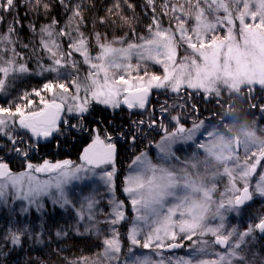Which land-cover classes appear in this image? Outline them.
<instances>
[{
  "label": "snow or ice",
  "instance_id": "1",
  "mask_svg": "<svg viewBox=\"0 0 264 264\" xmlns=\"http://www.w3.org/2000/svg\"><path fill=\"white\" fill-rule=\"evenodd\" d=\"M142 4L145 15L151 16L146 29L149 36L135 30L137 5L133 0H117L108 15L120 13L121 19L131 21L129 31L134 39L126 34L109 41L106 35L94 32L98 52L93 56L82 31L86 21L81 0H0V24L7 25L6 33L0 34V45L4 46L0 49V95H6L19 76L33 74L27 64L15 59L14 37L23 27L21 7L36 15L43 11L50 17L39 27L30 22L28 28L39 36V46L50 60L48 64L38 60L34 74L57 77L40 89L21 93L17 101L0 104V203L9 208L19 202L18 211L10 208L16 223L0 233V264H11L16 249L23 251L29 242H67L74 234L89 239L95 235L101 251L95 260L81 258L69 264H264V256L258 258L255 251L257 234L264 237V215L243 230L228 223L230 215L240 216L255 197L264 199V137L257 135L254 126L243 140L236 137L234 143H228L223 118L210 124L198 120L186 127L180 115L171 111L188 105L182 90L203 93V99H212L221 109L229 107L223 101L225 94H247L254 100L257 90L264 91V0H185L183 4L162 0L160 6L156 0H142ZM56 7L67 16L63 27L51 15ZM124 8L130 17L123 15ZM170 14L175 23L164 27L161 18ZM189 20L194 22L192 27ZM98 23L106 25L107 16L100 17ZM220 29L225 30L223 35ZM57 37L67 40V51ZM181 44L186 46L185 54L178 60ZM9 50L12 58L4 55ZM77 54L90 69L83 80L78 76L81 61L75 59ZM133 56L137 58L135 64ZM148 62L162 66L163 74L150 71ZM68 68L72 69L67 73L71 79L65 82L60 77ZM152 89L170 91L183 103L165 101L157 111L149 100ZM42 93H51L52 98L45 99ZM33 95L40 97L42 107L32 108ZM95 105L113 112L123 105L130 115L136 110L148 119L128 121V130L122 125L115 126L114 131L90 128ZM251 108L264 112V100L260 105L252 103ZM169 117L172 130L165 125ZM145 127L163 133L155 145L160 159L153 163L147 151H139L132 160V171L123 188L134 214L126 233L125 255L120 227L128 219L126 204L115 199L113 192L117 145L124 141L136 147ZM85 131L92 140L83 150V163H32V156L42 148L70 143ZM185 144L198 150L186 164L177 155V146ZM13 156L26 166L24 172L12 171ZM258 168L261 174L253 186L251 178ZM34 173L55 176L41 180ZM221 175L227 177L226 193L230 195L215 199L216 179ZM93 178L112 193L107 212L101 211V200L94 190L79 201L69 194L72 181ZM46 200L51 201L53 210H66L72 223L57 225L48 215ZM35 213L40 215L29 221ZM185 247L187 256L165 254ZM136 249L151 254H137Z\"/></svg>",
  "mask_w": 264,
  "mask_h": 264
},
{
  "label": "trees",
  "instance_id": "2",
  "mask_svg": "<svg viewBox=\"0 0 264 264\" xmlns=\"http://www.w3.org/2000/svg\"><path fill=\"white\" fill-rule=\"evenodd\" d=\"M81 2L84 5V12L83 16L86 21V24L82 26V31L84 32L85 36L89 40V44L96 42L94 38V32H100L103 35H106L107 40H112L116 37H121L123 35L129 34V38H134L131 36V33L129 31V25L131 21L126 22L125 20L120 18V13H115L114 15H108V9L112 8L113 5L117 2V0H81ZM133 2L137 5L136 13L137 18L135 20V30L136 32L141 36H149L148 31L144 29H141L139 27L138 22L140 20H143L144 17V10H143V4L142 0H133ZM162 3V0H156L157 6H159ZM94 5V6H93ZM20 12V20L23 24V27H20L17 29V36L14 37V40L16 41V49L18 57L16 60L19 63H25L29 66L30 70L33 74L28 75H22L19 76L17 79L14 80L13 86L9 87L7 90V95H10L11 98L15 96V89H17L19 86L24 85L26 82H35V79L37 78V81L40 84H43L45 82V79L42 80L41 77L44 75H36L34 74L36 71H38L37 68V61L40 60L42 63L46 64L45 60V53L40 48L38 41L36 38L32 36V32L29 31L28 25L30 22H34L38 27L42 24H45L50 19L49 16H45L43 11L39 15L34 14L33 12L28 11L24 7H21L19 9ZM25 12H28L27 16H25ZM52 16H56L60 20V26L64 24L66 14L63 12V10L60 7H56L52 14ZM123 15L130 17L131 13L127 8L123 9ZM107 16L108 23L106 25H100L98 23V20L100 17ZM0 31L2 33H6L7 26L6 24H0ZM90 36H93L91 38ZM18 44V45H17ZM28 45V47H24V45ZM33 49L36 51L34 52ZM22 57V59H21ZM75 59L78 61H81L79 64V72L78 76L81 80L85 78L86 73V67L82 63V59L80 56H75ZM153 71V70H150ZM29 76L28 79H22L23 76ZM47 79V78H46ZM9 80H12V77L9 76ZM258 91V90H257ZM152 92V91H151ZM155 93V92H154ZM167 93V92H165ZM256 93V92H255ZM158 94V99L161 100V102H165L163 98L166 97V94L155 93ZM43 96L49 95L48 93H42ZM4 96V95H3ZM0 95V104L1 103V97ZM241 96H243L241 94ZM246 97V95L244 96ZM30 99L34 101V103H38L40 101V97L30 96ZM163 100V101H162ZM20 103H25L24 101H19ZM236 104V102H233L232 106ZM237 105V104H236ZM238 106V105H237ZM237 110V108H235ZM123 120L113 119L111 117V113L109 110L105 109L101 105H95V112L92 117H89L88 126L90 128H100L102 131L107 129L110 131H114L115 126L122 125L125 130L126 129V123H125V117L123 116ZM107 121V123H105ZM90 134L88 131H85L82 134H79L78 137L75 139H72L70 143H63L59 147H48V148H42L39 152L35 153L34 156H32V163L34 164H42L44 160H48L52 163L61 162L64 160L66 153H67V147L70 146V161L73 162V164L78 163L81 161V153L83 150L89 146L91 143ZM146 133L144 130L142 131V134L140 136V142L136 145V147H131L129 144L120 141V143L117 145V155L115 159V166L117 168L116 175L114 177V183H115V194H119L120 190V183L123 177L124 168L127 163L133 160L134 156L139 154V151H143L146 147V144H150V142H155V139H147ZM63 140V139H61ZM22 163H18L13 167V171L15 173L24 172L26 170V166ZM119 199L121 197L119 196ZM49 209V208H48ZM10 212L7 211L5 214L2 215L1 219H6V221H10ZM39 213H35L33 215H30V219H36L37 216H39ZM48 215L52 217V219L57 223L59 226H63V216H61L58 212H56L54 215L51 212V209H49ZM128 218V217H127ZM32 220V221H33ZM129 221L120 227V239L122 243L125 242L126 235V227ZM125 228V230H124ZM75 236V235H73ZM91 244L90 241L83 240L81 238L77 237H71L67 240V242H62L59 240L58 242H52L50 244H47V246L37 249L35 244L28 243V245L25 246L23 251L20 249H16V252L13 253L11 259V264H69V262H74L77 260H80L81 258H89L90 260L94 259V254L88 246ZM53 249L54 252L52 254H48L46 250ZM57 249H59V252H57ZM56 253V255H55ZM126 252H124L125 254Z\"/></svg>",
  "mask_w": 264,
  "mask_h": 264
},
{
  "label": "rangeland",
  "instance_id": "3",
  "mask_svg": "<svg viewBox=\"0 0 264 264\" xmlns=\"http://www.w3.org/2000/svg\"><path fill=\"white\" fill-rule=\"evenodd\" d=\"M73 2L75 3L76 0H73ZM174 2H175V0H174ZM178 2L183 4V3H185V0H178ZM66 19H67V16L65 18V21H64V24L62 25V27L65 25ZM161 19L163 21V26L164 27H168V26H170V24L174 25V23H175L174 21H171V14L169 16H167V17H162ZM150 23H151L150 14L149 15H145L144 14L143 20H140L138 22L139 27L141 29L145 28V30L147 29V26ZM193 23L194 22L192 20H189L188 21V26L192 27ZM219 31H220V34L223 35L225 30L220 29ZM0 34H3V33L0 31ZM127 35H129V34H127ZM148 35H149V33H148ZM32 36L34 38H36V40L39 43V36H35L33 33H32ZM123 36H125V35H123ZM123 36H121V37H123ZM90 37L93 38V36H90ZM144 37H147V36H144ZM57 39L62 41V47H63V49L65 51H67L68 50V48H67V43H68L67 40L63 39V38H60V37H57ZM131 39H134V38H131ZM3 47H4L3 45H0V49H2ZM8 47L10 49L12 46L9 45ZM185 47H186L185 45L181 44V46H180V48L178 50V57H177L178 60L180 59L181 56H183L185 54L184 53ZM89 49H90V52L92 53V55L95 56V54L98 52L97 43L93 42V43L89 44ZM15 51L17 53L16 44H15ZM43 52L45 53L44 55H45L46 64L50 63V60L48 59L49 54L46 51H43ZM4 55L6 57H8V58H12V52L10 50L5 52ZM76 56H79V55L77 54ZM17 57H18V55L15 57V59ZM80 58L82 59V57H80ZM132 62L134 64L137 62V58L135 56H133ZM148 63H149L150 70H153L152 72H154L155 74H158V75H162L163 74L162 66L156 65V64L151 63V62H148ZM85 67H86V73H85V76H86L88 71H90V69L88 68L87 65H85ZM62 71L65 73V75L63 77H60V79L65 81V82L70 81L71 77H69L67 75V73L71 72L72 69L68 68V69H65V70H62ZM21 78L22 79H28L29 76L26 75V76H23ZM41 78H42V80L45 79L44 83L52 82V81H55L57 79L56 74H49V73H47L45 76H43ZM43 84H40L37 81V78L35 79V82H32V81H30L28 83L26 82L24 85H21L17 89L14 90L15 91V96L13 98H11L10 95H7V96L6 95H4V96L2 95L3 97H1L2 98L1 99V103L3 104L5 100L9 101V103L17 101V99H18V97H19V95L21 93H23L25 91L30 93V92H32L33 89H40V88H42ZM151 91L153 93L154 92L155 93H160L161 92V94H167L169 96L176 97V94L171 93L170 91L167 92V93H165V91L161 90V89H152ZM182 91H188V92L194 93L193 90H191V89L182 90ZM48 94L49 95L44 96L45 99H51L52 98V94L51 93H48ZM199 94L204 95L203 93H199ZM232 96L239 97L240 95L239 94H233ZM227 97H229V96L227 94H225L223 96V99L227 98ZM38 106L42 107V105L40 104V101L38 103H34L33 102L32 108H37ZM101 106L104 107L103 105H101ZM105 109L109 110L110 112L113 111L110 108H105ZM251 114H253V113H251ZM251 114L247 113L246 115H243L239 119H237V118L232 116L231 129L233 127H236L244 135H246V133L250 132L249 129L252 130L254 128V126H255L257 135L261 136V137H264V118L260 119L258 116L255 117V116H252ZM261 115L264 117L263 113H261ZM254 121H255V125H254ZM259 121H260L261 124H259ZM169 129H170V127H169ZM231 129H230V133L232 134ZM90 139L92 140L91 136H90ZM160 140L161 139H158L155 142H153L152 146H149V144H146V146H145L146 148L143 150V151H147V153H148L150 159L153 161V163L159 162V159H160L158 149L155 146L157 143H159ZM177 148L179 149L178 152H177V155H179V157L181 158V161L185 162V164L188 161L192 160L193 153L198 151L197 149H195L194 146L189 145V144L178 145ZM200 158L203 159V155L202 154L200 155ZM81 163H83L82 160L79 161L76 164H81ZM176 163H178V165H179V162H176ZM131 164H132V161L127 163L125 168H124V173H123V177H122V180H121V183H120V190H119L118 196H117V194H115V189H114L115 188V183H114V188H113L114 198L118 199V200H121V201H124L125 204H126V216L128 217V219L126 220V222L124 224L126 225V223L129 221V223L127 224V227H126V231H125L126 233H127L128 228H130V226H131V222L134 220V214H133V212L131 210V207H130V205L127 204L128 198H127L126 194L123 192V188L125 187V180H126L128 175L132 171V169L130 167ZM111 167H112L111 165H106L105 166V168H108V169H110ZM115 169L117 170L116 166H115ZM200 171L201 172L204 171L203 166H201ZM45 174H47V175H44V174H41V173H34L33 175H35L36 177H38L41 180L51 179L52 177L55 176V173H45ZM260 174H261V169L258 168L257 169V174L254 175L251 178V182H252L253 186L255 185L256 182H258ZM216 183H217V190H216V193H214V198L215 199H219L222 194L230 195V194L226 193V188L228 187L227 177L222 176V175L217 177ZM93 190L96 193L99 194V199L101 200V203H100L99 207H100L101 211H103V212L109 211L111 206H110V204L108 202V198H109L110 195H112V193H110L108 191V189L105 187V185L103 184V182L99 181L97 178H93V179H90L88 181H83V182L82 181H72L68 185L69 194L72 197V199H74L76 201L82 200L85 195H88L89 192H91ZM119 196L121 197V199H119ZM46 203H47L48 208L51 209V212H52L53 215L56 212H58L61 216H63V222L64 221H68L69 224L72 223V221H71V219L69 217V214H68V212L66 210H59V209L53 210L54 206H52L51 201L50 200H46ZM18 204H19V202H17L16 204L10 205L9 208H5L4 205L2 203H0V233H3L6 228L11 227L12 224L16 223L15 216L10 211V208L11 207H16L17 211H18L19 210ZM245 209L246 210L244 212H242V214L240 216H233V215L229 216L228 223L231 226L236 227L238 230L245 229L250 223L255 222L261 215H264V199L259 198V197H255L254 198V202L252 204H250V206L246 207ZM7 211L10 212L9 216L12 218L11 221H6V219H1L2 215L5 214ZM32 220L33 219L29 218V221H32ZM34 220H36V219H34ZM49 223H51V222H49ZM63 226H64V224H63ZM100 227L104 228L105 226L104 225H100ZM68 230L71 231V229H68ZM124 230H125V228H124ZM72 237H77V238H81L83 240L90 241L91 244L88 246V248H90L91 251L93 253H95L94 254L95 256H94L93 260L97 259V253H99L101 251V249L97 246L99 241L97 240V237L95 235H93L90 239L87 238L86 236L85 237H81V236H78V235H75V236H72ZM124 237H125V242L123 243L125 245L124 252H126V248H127V243L128 242L126 240V235H124ZM58 241L59 240L49 239L46 243L35 244V246H36L37 249L38 248L41 249V248L47 246V244H50L52 242H58ZM187 243H190V242H186V244ZM255 244H256L255 251L257 252L258 258L264 256V246L261 245L262 242L260 241V237L258 235H257V240H256ZM221 251H222V249H221ZM46 252L48 254H52L54 252V250L53 249H48V250H46ZM136 253L137 254H151L148 250H142V249H136ZM126 254H127V252L125 253V255ZM165 254L166 255H171V256H174V257H180V256H187L189 253H188L187 247H185V248L181 249L179 252L174 251V252H169V253H165ZM55 255H56V253H55Z\"/></svg>",
  "mask_w": 264,
  "mask_h": 264
},
{
  "label": "flooded vegetation",
  "instance_id": "4",
  "mask_svg": "<svg viewBox=\"0 0 264 264\" xmlns=\"http://www.w3.org/2000/svg\"><path fill=\"white\" fill-rule=\"evenodd\" d=\"M182 95L184 98L188 100V105L185 106L184 108L174 107L171 111H172V115H180V119L186 127H191L193 122L198 121V120H204L206 124H210L211 122L220 121L223 118L228 128L227 135L229 137L231 135L230 129H231L232 116L239 119L240 117H242L243 115H246L247 113H250V114L253 113L251 114L252 116H255V117L258 116L260 119L264 118L261 115V113L264 114V112L259 111L258 108L257 109L251 108L252 103H256L257 105H260L261 100H264V91H261V90L256 91V93L254 94V100H249L247 97V94H245L246 97H243L241 96V94H239L240 95L239 97L231 96V97L224 98L223 101L226 102L229 105V107L222 108V109L219 108L218 105L212 101V99H203L202 98L203 95L201 94L191 93L188 91H182ZM149 100H150L151 106L155 108L157 111H159V107L162 102L160 99H158V95L151 92L149 96ZM164 101H167L168 104L175 103L177 105L183 103V99H178L177 96L172 97L167 94H166V97L164 98ZM236 101H237L236 104L238 106L235 103L232 106L233 102H236ZM193 106L195 107L193 108ZM235 108H237V110ZM133 112L135 114L130 115L129 110L125 106L122 105L120 109L116 110V112L112 111L110 113H111V117L115 120L116 119L123 120L124 119L123 116H124L126 118L125 123L127 124L125 127L126 129H128L129 127L127 123L128 121L138 120L142 118L147 121L148 119L146 115H143L142 113L136 110H133ZM259 124H261L260 121H259ZM165 125L167 127H170L169 130H172V124H171L170 117L168 118V120L165 121ZM143 130L146 133L145 137H147V139L158 140V139H161L163 135L162 132L154 130L153 128L145 127ZM152 145L153 143L150 142L149 146H152ZM69 155H70V146L67 147V153H66L64 160H70ZM82 155H83V152L81 153V156ZM19 162L22 163L20 158H16L15 156L11 158L10 168L12 169V171H13V167L17 165ZM21 165H23V163ZM41 174L47 175L45 173H41ZM253 202H254V199L248 205H246L245 208L250 206V204H252ZM260 241L262 242L261 245L264 246V238L260 237ZM181 249H178L177 251L176 250L175 251L179 252Z\"/></svg>",
  "mask_w": 264,
  "mask_h": 264
},
{
  "label": "clouds",
  "instance_id": "5",
  "mask_svg": "<svg viewBox=\"0 0 264 264\" xmlns=\"http://www.w3.org/2000/svg\"><path fill=\"white\" fill-rule=\"evenodd\" d=\"M249 131H251V129H249ZM231 132L232 134L227 138L228 143H234L236 137H239L241 140L245 138V135L236 127H233Z\"/></svg>",
  "mask_w": 264,
  "mask_h": 264
},
{
  "label": "water",
  "instance_id": "6",
  "mask_svg": "<svg viewBox=\"0 0 264 264\" xmlns=\"http://www.w3.org/2000/svg\"><path fill=\"white\" fill-rule=\"evenodd\" d=\"M259 235V234H258ZM259 237H261V238H264V237H262V236H259ZM176 250V249H175ZM175 250H172L171 252H173V251H175Z\"/></svg>",
  "mask_w": 264,
  "mask_h": 264
},
{
  "label": "bare ground",
  "instance_id": "7",
  "mask_svg": "<svg viewBox=\"0 0 264 264\" xmlns=\"http://www.w3.org/2000/svg\"><path fill=\"white\" fill-rule=\"evenodd\" d=\"M178 249H176V251H177ZM169 253V252H168Z\"/></svg>",
  "mask_w": 264,
  "mask_h": 264
}]
</instances>
